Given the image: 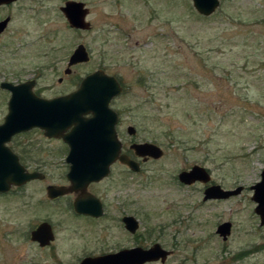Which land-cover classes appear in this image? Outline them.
<instances>
[{"label":"rangeland","instance_id":"1","mask_svg":"<svg viewBox=\"0 0 264 264\" xmlns=\"http://www.w3.org/2000/svg\"><path fill=\"white\" fill-rule=\"evenodd\" d=\"M63 1H42L47 9L19 16L40 39L24 50L23 68L28 72L57 57L62 75L65 57L79 43L89 60L64 82L54 72L44 76L34 90L45 96L67 91L76 77L103 69L123 84L115 106L124 146L150 141L163 151L140 174L116 167L100 186L131 195L143 225H164L170 264H264V226L249 189L264 168V0H220L208 16L191 0H75L88 9L89 30L68 25L54 8ZM26 143L28 168L43 176L0 196V264H68L74 260L70 250L92 236V227L68 221L47 200L44 187L64 182L61 144L39 140L37 132ZM193 164L208 169L210 182L245 190L202 203L177 180ZM43 220L58 230V258L32 248L24 235ZM223 221L232 224L226 240L215 232Z\"/></svg>","mask_w":264,"mask_h":264},{"label":"flooded vegetation","instance_id":"2","mask_svg":"<svg viewBox=\"0 0 264 264\" xmlns=\"http://www.w3.org/2000/svg\"><path fill=\"white\" fill-rule=\"evenodd\" d=\"M42 1L47 0H0V125L3 123L6 115L10 111V100L13 88L15 86L19 85L18 89L20 90L23 84L27 82H33L32 90L35 92V94L44 98H53L65 95L76 89L81 79L90 73L88 72L81 77H76L77 85H74L67 91L45 96L39 93L40 91L36 92L34 90L36 88V84H38L44 76H48L52 72L58 75V82L66 81L71 75H73L74 67L81 64L77 63L75 65L68 66L69 57L75 47L78 45L77 44L71 53L65 57L67 62L62 70V75L58 74L59 60L57 57L47 59L45 63L38 64V66L28 72L26 68H23L22 62L25 58V54H23L24 50L28 49V47L34 46L38 41H40V39H37V37L33 36L34 34H31L32 31L24 26V22L19 23L18 18L20 15H24L25 12L27 13V11H31L33 13L37 9H43L46 7L41 3ZM67 1L70 0H64L63 5L61 6H59V4L54 5L56 11H61V7L64 6L65 2ZM61 13L68 23V20L62 11ZM71 28L82 30L73 27ZM46 56H49L48 58H50L49 54ZM103 71L106 72L105 70ZM115 78L121 85L123 91L122 82L118 77L115 76ZM118 96L119 94L114 96L109 101V106L116 112L118 117L115 129L117 137L122 142L121 152L126 153L130 159H134L138 163L139 169L137 171L131 170L126 164L116 160L110 165L109 173L103 178L97 181H91L86 186L72 187L70 181L67 178V173L69 171V164L66 162L68 145L61 137H50L45 135L44 130L38 127L15 132L12 135H9L8 139L4 142H2V140L5 138V136H7V134L5 135L0 133V167L2 164L5 167V162L8 161V163H10L13 159V167L18 172H26L27 170L39 171L37 170V167L32 170L27 166L26 136L31 132H37L39 140L56 141L60 143L64 153H66L64 154V182H61L60 184L49 185L62 186L63 188H56L55 190L62 191L63 193L54 197H49L47 195L48 188L46 186L44 187V190L46 192L47 200H49L48 202H51L53 206L58 208L61 207L68 221H76V223H81L92 227V229L88 231V235L92 234V236H87L85 239L87 241H84L82 245L80 244L78 248H72V250H70V253L74 256V260L68 264H80L84 259H102L107 257L115 258L116 255L123 251H130L136 248L145 250L152 247L157 248L156 250L158 258L155 260L145 261L141 264H170V257L173 252L170 248V235L164 231V225L159 224L156 227L151 225H143V215L140 212L137 201L131 195L125 196L122 194V192H120L119 187L100 186L112 177L116 167H123L125 168L126 173L130 175H137L142 172L144 164L152 160H156L152 157H147V159L144 160L142 157L135 156L133 151L130 149V145L134 143V141H130L128 147L124 146V143L119 137L117 131V128L121 123L119 112L115 106V101ZM2 160L3 163L1 164ZM191 166L187 169L180 170V172L189 170ZM206 170L209 174L207 168ZM12 176L19 177L20 174H14ZM177 180L186 188L195 190L200 195V200L202 203L230 200L245 190L244 187L241 186L240 192L236 195L226 198H205L206 189L213 185H219L217 183L210 182V174L209 179L206 182H203L201 179H196L190 183H184L180 181L178 177ZM251 186L249 189L252 190L253 195V189ZM15 188L16 186L11 187L9 190L0 193V196L4 197L9 195L10 191ZM234 188L236 187L223 189L232 190ZM42 222L49 224L52 235L51 239L46 241L44 244H41L39 240L33 239L31 237V232L34 231ZM219 224L216 225V228ZM27 232L28 234H26ZM27 232L24 235L32 248L37 249L39 252L44 250L46 251V254L51 257H59V245L57 242L58 230L56 229L53 222L49 220L40 221L39 223L30 226V229ZM123 235L125 236V241H127L125 244Z\"/></svg>","mask_w":264,"mask_h":264},{"label":"water","instance_id":"3","mask_svg":"<svg viewBox=\"0 0 264 264\" xmlns=\"http://www.w3.org/2000/svg\"><path fill=\"white\" fill-rule=\"evenodd\" d=\"M195 10L202 15L212 14L219 6L220 0H191ZM61 11L73 28L87 30L90 23L86 20L88 9L84 2L70 0L65 2ZM89 60V53L83 44H78L69 57L68 66L85 63ZM33 82L15 86L10 100V111L0 125V133L9 135L20 130H29L35 127L44 130L45 135L61 137L68 145L66 162L69 164L67 178L72 187L86 186L91 181H97L106 176L110 165L119 160L131 170L139 169L138 163L121 152L122 142L117 137L115 125L116 112L110 108L109 101L122 92V87L115 76L107 74L102 69H96L85 75L78 87L73 91L53 97H40L32 90ZM68 130V131H67ZM132 135L135 130L127 127ZM130 149L135 156L154 159L159 158L163 151L152 142H134ZM14 158V157H13ZM15 159V158H14ZM10 163L3 160L0 167V193L9 190L12 186H20L28 181L42 178L39 171L18 172ZM11 165V167H10ZM16 171V172H15ZM20 174L19 177L12 175ZM180 181L190 183L196 179L208 181L209 174L200 165H193L187 171L178 174ZM47 195L54 197L62 194L56 188L62 186L48 185ZM252 200L256 203L254 212L259 218V225L264 226V168L260 173V180L254 183ZM241 186L233 190H224L220 185L210 186L205 191V198H226L240 192ZM230 222L220 223L216 232L226 240L230 234ZM31 237L41 244L51 239L50 226L42 222L31 232ZM157 248H136L123 251L114 257L102 259H84L80 264H141L145 261L158 258Z\"/></svg>","mask_w":264,"mask_h":264}]
</instances>
